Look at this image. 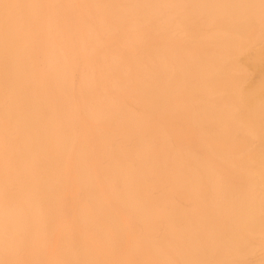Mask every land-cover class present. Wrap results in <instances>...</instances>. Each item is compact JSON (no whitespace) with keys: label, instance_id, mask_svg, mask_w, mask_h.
I'll use <instances>...</instances> for the list:
<instances>
[{"label":"bare ground","instance_id":"bare-ground-1","mask_svg":"<svg viewBox=\"0 0 264 264\" xmlns=\"http://www.w3.org/2000/svg\"><path fill=\"white\" fill-rule=\"evenodd\" d=\"M0 264H264V0H0Z\"/></svg>","mask_w":264,"mask_h":264},{"label":"rangeland","instance_id":"rangeland-1","mask_svg":"<svg viewBox=\"0 0 264 264\" xmlns=\"http://www.w3.org/2000/svg\"><path fill=\"white\" fill-rule=\"evenodd\" d=\"M147 44V42H146ZM162 43L158 40V42H154L152 44V46H161ZM121 48V51H122V54L126 51V46L123 45V44H120L119 46ZM121 54V55H122ZM251 76H253L252 78H257V75H256V72L254 71H250L249 72ZM231 85V79L229 78L228 80L226 81H220V85H219V88L221 90H224L227 92V89L228 87ZM192 98H193V102H192V110L195 109V104L201 100V101H205L206 102V98L205 96L201 95L199 92L197 91H194L192 93ZM222 102L224 103H228L230 101V98L227 97V96H224L222 97L221 99ZM94 130H89V133L91 135H93V137H97L99 133H95L97 131H94ZM189 143L193 146L194 144V140H193V134H194V125L190 126L189 128ZM115 142L116 143H120L122 144L125 148L129 147L130 146V140H124V131L122 129L118 130L116 133H115ZM205 142L207 144V146H210V147H214V142L210 141L207 137H205ZM152 141H153V145L154 147L159 148L160 146V136L159 134H154L153 137H152ZM239 148L242 149L244 148V144L241 142L238 144ZM193 148L198 151V149H200L199 147L197 146H193ZM200 151V150H199ZM187 165L188 167H191L192 164H191V160H188L187 161ZM71 168L68 169V173L66 174V177L68 178L66 182V191L64 192L63 194V197H62V200H61V204H62V210L59 212V222L56 224L55 226V229L56 231L57 230H68L71 228V226L73 225L74 223V217H75V211H74V207L76 205H78L81 201H82V197H83V193L77 189L76 187H74L72 185V176L71 174ZM73 170V169H72ZM230 175L232 176V173L230 172ZM233 182V185L239 187V186H243L245 184V181L243 179H239V178H233L232 180ZM84 198V197H83ZM186 207H191V204H186ZM89 247H91V245H89ZM92 250V248H91Z\"/></svg>","mask_w":264,"mask_h":264}]
</instances>
